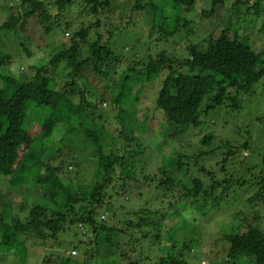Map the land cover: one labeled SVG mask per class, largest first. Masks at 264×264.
<instances>
[{"label":"trees","instance_id":"16d2710c","mask_svg":"<svg viewBox=\"0 0 264 264\" xmlns=\"http://www.w3.org/2000/svg\"><path fill=\"white\" fill-rule=\"evenodd\" d=\"M16 1L19 2L10 0L11 15L0 24V180L7 186L0 191V253L5 260L24 264L28 258L21 251L27 248V242L49 239L57 251L47 252L40 264H91L87 256L96 260L98 254L87 250L91 245L89 235H94L97 246L99 234L105 233L102 239L106 242L113 234L124 235L128 238L125 246L131 251L138 249L144 257L135 254L131 258L124 251L127 264H192L187 258L191 251L188 245L193 242L188 230L193 231L200 218L232 206L238 195L242 199L232 211L240 206L242 209L233 211L232 225L223 236L227 243L226 263L248 258L254 264H264V229L247 223L244 208L264 205V145L257 147L249 142L251 124L245 125L247 140L240 148L227 141L214 146L216 137L212 133L198 141L196 153H188L181 145L188 131L203 130L212 112L225 107V103H230V111L240 112L245 107L243 100L250 101L259 86L264 89V45L256 46L245 33L250 25L264 37V0H234L230 9L227 0H167L175 14L167 21L160 15L157 0H124L129 4L125 11L130 16L124 29L111 27L99 33L100 21H90L92 35L90 25L83 26L72 33L70 46L51 47L45 63L30 67L34 73L31 79L30 74L24 77L21 71L15 74L11 69L16 56L9 43L16 42L18 34L30 41L24 25L31 20L41 27L44 36L59 34V22L54 19L77 0ZM111 1L80 0L84 5L82 14L88 18L98 15L100 9H112ZM220 6L227 12L225 24L220 20L202 37L191 26L192 19L182 15L184 10L195 11L200 19L208 20ZM51 8L56 10L55 15ZM183 39L194 42L180 55L174 46ZM23 51L30 55L26 47ZM124 64L126 68L122 69ZM57 68L64 79H54L51 69ZM157 80L160 89L154 104L162 129L146 130L151 138L148 144L160 137L155 150L162 154L174 142L178 151L170 162L171 171L182 173V178L172 177L170 171L162 169L161 176L146 178L143 184L149 193L141 201L125 205L136 189L135 174L143 164L136 158L144 157L145 151L134 132L124 129L119 137L130 151L119 156L105 126L106 115L98 113V108L108 103L118 109L119 119L125 120L128 114L133 117L140 93ZM31 114L46 118L35 139L27 125ZM254 124L259 134L264 132V114L253 119ZM80 143L92 149V158L79 161L78 157L65 155V151L74 152ZM242 150L255 156V164L240 161ZM217 157H221L219 162L209 161ZM94 160L97 167L92 184L66 183L63 174L69 173L72 166L74 170L69 175L76 180L80 176L78 166L91 167ZM234 160L237 166L231 165ZM228 165L233 169L229 171ZM28 183L39 191V202L27 204L31 195L20 202H10L9 194ZM179 203H188L192 216L199 219H194L193 225L180 220L169 229L162 228L165 216L180 217L185 212ZM97 212L106 214L108 220L100 221ZM259 219L254 215V221ZM148 220L149 226L157 228L155 257L149 256L151 244L143 240L140 232ZM73 231L72 237L77 240H60L61 234ZM120 246L118 241L114 245L124 256ZM14 249L20 261L10 255Z\"/></svg>","mask_w":264,"mask_h":264},{"label":"rangeland","instance_id":"374dc122","mask_svg":"<svg viewBox=\"0 0 264 264\" xmlns=\"http://www.w3.org/2000/svg\"><path fill=\"white\" fill-rule=\"evenodd\" d=\"M15 2H19L16 0H13ZM46 2H53V0H42ZM158 4L160 5V15L164 16V20L167 21V17L170 15L174 16L173 10L170 9L172 6L169 5V2L167 0H157ZM204 1V0H203ZM234 0H227L226 6L228 9H230L231 4ZM112 9H100L98 15H91L88 18L86 16H83L82 11L84 10V5L80 0H77L71 7H68L64 14H60L59 18H55L57 22H59L61 32L59 34H51L49 36H44L43 30L41 27L35 23V20H31L30 23H26L24 27H26L24 33L30 38V41L26 40V37L21 36L18 34V37L16 38V42L14 40L9 43L13 44L14 50V56H16L13 60V63L11 65V69L16 74L18 71H21V74L24 77H27L28 74H30V78H32L33 74L30 69L31 66H39L43 63H45L49 59V55L51 53V47L53 48H66L71 45V36L72 33L80 31V29L83 26H89L90 21L99 20L101 23V27L99 29V33H104L108 28L111 27H118L119 29H124L123 25L128 22V19L130 18L129 13L125 10L128 9L129 4L125 3L124 0H112ZM12 3V1H11ZM10 3V0H0V24L7 20L11 13L9 12V5H12ZM203 5V2L201 3ZM52 5V4H51ZM49 6V8L51 7ZM18 7V6H17ZM14 8V6H12ZM174 8V7H173ZM184 10V9H183ZM186 11V12H185ZM189 10H184L185 15L184 18L186 19H192L191 26L197 31L198 37H202L205 35H208L211 30L214 29V26H216L217 23L221 20L222 24H225V20L228 17L227 12L224 10L222 6L218 7V10L212 15L210 19H200L199 16L196 15V12H188ZM52 15L56 14V10L51 8ZM193 15V16H192ZM166 23V22H165ZM37 26H36V25ZM249 24V23H247ZM92 25V24H91ZM90 25V34L94 32L93 27ZM89 28V27H88ZM221 29L217 31L219 33ZM23 33V34H24ZM246 35L249 36L252 39V42L256 45H264V37L259 35L255 29H253L250 25L246 26ZM197 37V36H196ZM46 42H48V47L46 46ZM119 42V41H116ZM190 42L194 41H187L185 39L178 41V43L174 46V48L180 53V55L185 54V48L190 46ZM117 46L119 43H116ZM22 45V46H20ZM82 45V43H81ZM26 47L30 53L28 56L24 51L23 48ZM54 49V48H53ZM169 53L172 52L171 49L168 50ZM28 67V68H27ZM126 68V64L122 65V69ZM124 68V69H125ZM51 72L55 75L54 79H57L58 77L62 80L64 79V74L62 71L57 69H51ZM58 80V79H57ZM160 89V80H157L156 82L147 85L142 92L139 95V100L136 103V110L135 115L132 117L131 114H128L125 116V120L119 119L118 109L111 108L108 103H101L100 107L98 108V113H102L106 119L107 123L105 124L108 131H110V134H112V139L115 141V150L118 151L119 156L125 155L128 151H130V148L127 146V144L124 142V140L119 137L120 133L125 129L128 132H134L135 136L137 137L139 143L141 144V148L143 151H145L144 157H137L136 161L138 163H143L142 168L136 171L135 174V180L138 182L134 186L136 189L132 190L131 194L128 196L130 197V201L125 203V205H128L130 203V206L136 205L138 201L142 199V196L147 195L149 193V190L144 186L143 183H145L146 178L154 177L155 175L162 174V169H165L167 172H171L172 177H176L178 179L182 178V173H178L174 170L171 171V160L175 157L176 152L178 151V146L174 142H170L168 147L164 149V153L160 154L158 153L155 148L159 145V142L161 138H157L156 142L152 145L148 144V142L151 141L150 135L146 132V130L150 129H156L161 130L162 129V122L159 112L155 110V104L154 100L157 96V93ZM176 94H173V97H175ZM253 97L250 98V101L247 102V99L243 100L246 101L244 103L245 107L243 110H240V112L237 111H230L227 107L230 103H225V107H221L217 109L216 111L212 112L210 118L208 119L207 125L202 130H195V131H188L183 140H182V147L183 149H188V153H196V151L199 149V140L206 134L212 133L216 139L214 146H218V142L222 141L229 142L231 145H233L236 148H240L244 142L247 140L245 133H246V124H251L249 127V130L251 131V139L249 142L252 144H255L257 147H262L264 143L262 140H264V132L258 133L259 128L257 124L253 125V119H256L257 117H260V115L264 114V89L262 86H259L256 89V92ZM225 108V109H224ZM45 116L41 115L38 117H35L33 114H31L27 119V125L29 132L31 136L35 139L36 135L40 132L41 127L45 121ZM126 123L131 124L130 127H126ZM159 135V134H158ZM132 136V135H131ZM261 136V137H260ZM260 137V138H259ZM219 145H223L220 144ZM92 149L87 146L84 147L82 143L78 144L77 149L72 151H65V155L70 157H78L80 160H85V158H92L91 157V151ZM252 153H250L249 150H242L240 152L239 159L243 163L244 161H248L249 164H255L254 160H256L255 156H251ZM220 155V154H219ZM80 156V157H79ZM165 157V159H164ZM216 160H209L211 163L214 164V162H219L221 160V157H217ZM240 163V162H238ZM235 164L237 166V161L234 160L231 162V165ZM259 164L261 166L262 161L259 159ZM141 165V164H140ZM228 165L229 171L233 169V166ZM144 166V167H143ZM89 166H78V170L80 172V176L77 177L76 180H74L73 175H69L74 170V167L72 166V170L70 169L67 174H63V177H66V183L69 181L80 184V185H90L94 182L93 179V173L96 170V162L91 163V167L87 168ZM241 167V166H240ZM244 171V166L241 168ZM258 171V168H257ZM245 172V171H244ZM256 174V172L254 171ZM75 175V173L73 172ZM4 180H0V191L4 190L7 186L5 185ZM74 184V185H75ZM114 185H117V182L113 183ZM31 184H20L19 187H16L14 192L10 195V202H20L22 197H27L28 202L27 204H31L30 202L38 203L37 197H39V191H36L35 188H30ZM35 190V191H34ZM3 192V191H2ZM240 196H236L235 200L232 201V206L230 205L227 209H224L221 213L215 212L210 213L208 216L202 217L199 219V216L191 214V209L188 208V203H179V206H181L184 209V213H180V217L176 216L174 218L166 217L163 220V227L165 229H169L172 226L175 225L176 222L180 220L187 221L193 225L194 219H199L198 224L196 225V228H192L188 230L190 233V237L193 242L188 245L189 249L191 250L188 255V259L192 264H227V243L224 241L223 236L225 235L226 230L229 231L228 226L232 222L230 221L231 215L234 213L233 211H236L238 213L241 209L236 208L232 211L233 208L237 206L236 203L241 201ZM246 199V198H245ZM245 199L242 200L243 206ZM231 200L233 198L231 197ZM236 204V205H235ZM235 205V206H233ZM242 205V204H241ZM142 206V202L141 205ZM138 209L139 206L135 207V209ZM246 218L249 219V222L255 227L264 229V205H257L254 208L250 209L246 205L244 206ZM120 210V209H119ZM194 211V210H193ZM98 213V219L100 221H107L108 216L104 213ZM254 215L260 216V221H254L253 217ZM156 217V216H155ZM153 220H156L151 216ZM163 219V217H161ZM151 220L146 221L142 224V229L140 230L142 238L146 243H149L150 248L148 251H151V254L149 253L150 257H155L157 255V243H156V234H157V228H153V226H149V222ZM230 221V222H229ZM234 225H238L236 222H234ZM87 228H83V231H86ZM73 232H66L65 234L60 235V240L65 242H72L77 240V238L72 237ZM89 234V232H88ZM77 235H81L80 232H77ZM106 236L105 233L99 234V239H97V246H95V237L90 233L89 240L91 241V245L88 247L89 254L90 253H97L98 258L90 259V256H87V260L91 262V264H112L113 261H117L118 264H127L128 261L125 258L126 255L124 251H127V255L131 258H134L135 254L138 256L143 257V255H139L138 249L136 251L129 250L131 248H127L125 246V243L128 241V238L124 235H111L110 242L103 241V237ZM139 235H137L138 237ZM117 241L120 246V248H123V255L120 256V250L119 248H115L114 245H116ZM56 247L54 243L49 239H43L42 241L39 240H29L27 242V248L22 250L21 252H24L23 254L26 255L28 258L26 263L24 264H40L44 256L47 252H56ZM72 251V250H70ZM195 251V252H194ZM20 252V253H21ZM27 252V254H26ZM69 252V251H68ZM16 251L15 249L11 251L10 255L12 257H15ZM73 255V254H72ZM79 255V252L75 254L77 257ZM10 256V257H11ZM17 257V256H16ZM18 257H20L18 255ZM17 257V260H19ZM144 258V257H143ZM20 261V260H19ZM229 263V262H228ZM0 264H10L8 261L5 260V257L3 254L0 253ZM13 264V263H12ZM230 264V263H229ZM235 264H254L253 261L249 260L248 258H240L237 260V263Z\"/></svg>","mask_w":264,"mask_h":264},{"label":"built area","instance_id":"2783aa9c","mask_svg":"<svg viewBox=\"0 0 264 264\" xmlns=\"http://www.w3.org/2000/svg\"><path fill=\"white\" fill-rule=\"evenodd\" d=\"M72 254H75L74 252H72Z\"/></svg>","mask_w":264,"mask_h":264}]
</instances>
